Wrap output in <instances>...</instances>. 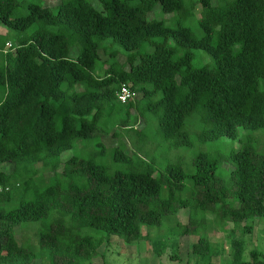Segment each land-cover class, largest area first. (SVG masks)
Listing matches in <instances>:
<instances>
[{
    "label": "trees",
    "instance_id": "obj_1",
    "mask_svg": "<svg viewBox=\"0 0 264 264\" xmlns=\"http://www.w3.org/2000/svg\"><path fill=\"white\" fill-rule=\"evenodd\" d=\"M93 1L28 2L15 15L27 1L0 0V264H91L113 237L140 241L143 226L181 210L188 222L170 231L198 236L192 253L210 262L212 230L264 222V0ZM157 5L172 22L148 17ZM123 84L137 94L126 104ZM193 133L241 145L159 163L193 150ZM109 134L117 146L102 142ZM34 223L38 243L21 244L16 229ZM168 237L154 241L158 256ZM231 244L233 264H251L245 241ZM251 255L264 264V252Z\"/></svg>",
    "mask_w": 264,
    "mask_h": 264
},
{
    "label": "rangeland",
    "instance_id": "obj_2",
    "mask_svg": "<svg viewBox=\"0 0 264 264\" xmlns=\"http://www.w3.org/2000/svg\"><path fill=\"white\" fill-rule=\"evenodd\" d=\"M26 1L27 2L25 4H21L18 7L15 15L27 13L28 2H33L34 4L43 7H53L55 8V10H57L56 7L61 2V0H26ZM89 1L91 2L93 0H89ZM97 2L99 1L97 0ZM97 2L93 1V4L95 5ZM196 11H197V15H199L201 8L198 7ZM148 17L164 18L167 22L173 21L172 19L173 17L170 14L163 13L159 5H157L155 9L149 13ZM196 21H197L196 18L189 16L183 20V23L191 25L194 28V30L198 32V29L196 27V23H197ZM0 26H2V28L0 27L1 28L0 30H4V32H6L7 34L8 29L1 24ZM116 48H118V46H115V49ZM121 51L125 52L123 49H121ZM204 61H207V59H204ZM194 64L195 66H198L199 60L197 59L194 60ZM1 65H2V61L0 59V66ZM132 122L133 124H135L136 119L134 118ZM194 122H195V118H194ZM194 124L192 128L193 130L197 128V121ZM137 126H141V121L138 122ZM193 134L197 138L198 135L196 136L195 133ZM101 140L108 147H113V146L115 147L118 144L117 139L112 134L103 135ZM97 141L98 138H93V140L89 144L90 146L83 154H90L92 153L94 148H98L99 146L95 147L97 146L96 145ZM85 142H86L85 140H79L73 150L68 151L63 155V160L66 161L72 156V154L74 153L77 154L83 151L82 148L84 147ZM240 145L241 143L239 142V140L232 141L229 138H221L219 141H209L206 143L201 142L197 138V142L195 143V148L193 150H190L189 148H182L177 152H172L168 154L163 151L164 154H161V157L160 154L158 153L160 159L159 163L164 166L168 164V162L176 160L178 156H180L183 160L186 159L187 161H189L195 150L199 148H205L207 151L209 150L211 152L213 151L218 152L219 155H222V157L225 158L228 152L230 151V149L232 148V146L235 148H239ZM127 152L129 154H132V151L130 149H128ZM1 168L7 170L8 172H11L13 170V167H11L10 165L5 167L2 166ZM230 169H231L230 164L223 159V164L219 173L222 176H227ZM61 170L62 167L60 171ZM48 176L49 175H47V177ZM188 214L189 212L187 210H181L175 217L168 219L160 227L143 226V234L146 237L137 242L126 243L121 238L113 237L110 243L103 245L99 249L101 255L96 259H94L91 264H233V260H232L233 248L231 244L233 238H241L242 240L245 241L246 246L243 254V259L246 262H249L251 264L253 263L254 259L253 256L251 255L252 250L264 252V222L255 219L248 221L250 225H253L252 233L251 232L244 233V231L239 228L237 229L236 233H233L232 232L234 228L233 224H229V226L226 228L225 231H220L217 229L212 230L209 236L212 244L216 246L213 256L210 262H207V260L204 261L198 260V258L192 253V245L197 242L198 236L196 235L178 236L176 234H172V232L170 231V229L173 226H175L177 222H181L183 224L187 223ZM32 225L33 226H28L20 230L19 228L16 229L15 234L18 241L21 244L25 243V245H32L34 244L33 242H35L36 244L38 243V235H36L37 233L36 228H38L40 224L34 223ZM167 236L169 237H168V241H166L165 243L166 246L164 253L163 255L158 256V254L156 253V245L154 241L161 238H164V240H166ZM175 254L178 255V258L176 259L172 257ZM33 264H41V262L37 260Z\"/></svg>",
    "mask_w": 264,
    "mask_h": 264
},
{
    "label": "built area",
    "instance_id": "obj_3",
    "mask_svg": "<svg viewBox=\"0 0 264 264\" xmlns=\"http://www.w3.org/2000/svg\"><path fill=\"white\" fill-rule=\"evenodd\" d=\"M8 46L11 47V43H9ZM136 96V92L133 91L127 84H123L117 93L119 101L123 104H126L136 99Z\"/></svg>",
    "mask_w": 264,
    "mask_h": 264
},
{
    "label": "crops",
    "instance_id": "obj_4",
    "mask_svg": "<svg viewBox=\"0 0 264 264\" xmlns=\"http://www.w3.org/2000/svg\"><path fill=\"white\" fill-rule=\"evenodd\" d=\"M0 27L2 28V26H0ZM1 28H0V29H1ZM0 34H1V35H5L6 32H4V30H0Z\"/></svg>",
    "mask_w": 264,
    "mask_h": 264
}]
</instances>
